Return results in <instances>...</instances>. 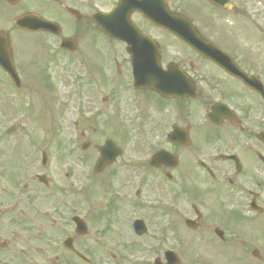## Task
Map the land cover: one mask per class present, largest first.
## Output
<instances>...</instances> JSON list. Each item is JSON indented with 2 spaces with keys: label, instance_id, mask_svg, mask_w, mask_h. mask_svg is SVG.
Wrapping results in <instances>:
<instances>
[{
  "label": "flooded vegetation",
  "instance_id": "af4514ba",
  "mask_svg": "<svg viewBox=\"0 0 264 264\" xmlns=\"http://www.w3.org/2000/svg\"><path fill=\"white\" fill-rule=\"evenodd\" d=\"M106 1L107 6L101 0H0V18L7 25V30L0 27V35L8 41L18 78L12 84L0 69V83L24 98L33 92L38 79L76 84L78 115L72 128L88 142L96 128L86 124L80 130L83 113L99 119L109 103H118L124 113L142 110L144 146L152 152L162 151L169 161L170 157L177 160L173 169L164 165L155 169L160 180L187 179L182 184L186 181L183 188L190 190L194 201V230L207 229L222 243H234L232 254L247 264H252L251 258L264 264V238L257 233L264 229V143L260 137L264 133V99L234 76V69H240L264 85V0H216L217 4L210 0H150L157 8L164 6L172 15L189 19L200 38L208 42L211 55L220 51L230 57L223 59L232 73L145 20L137 9L143 11L149 0ZM112 10L150 36L153 47L136 42L133 44L140 50L131 51L132 43L106 37L94 16ZM30 14L56 22L59 33L27 31L15 25L16 19ZM144 23L160 32L165 43ZM12 33L24 43L30 37L35 40L37 34L53 41L39 46L35 42V50L18 52L26 56L22 62L12 46ZM102 37L107 41L101 42ZM62 38H69L63 46ZM132 59L144 65V79L149 65L155 64L163 72L175 69L173 76L187 83L193 93L164 97L133 87ZM102 88L107 89L106 94L101 93ZM38 105L44 106L43 102ZM59 106L66 109L62 103ZM223 155L233 158L224 160ZM60 162V168L53 170L52 157L0 159V264H31L36 256L40 262L35 264H68L70 252L76 258L74 251L82 253L74 242L84 235L75 233L71 216L83 217L87 189L82 183L72 186L68 180V157H56V163ZM194 163L203 168L196 169ZM198 179L204 183L202 189L195 185ZM70 247L75 248L73 252Z\"/></svg>",
  "mask_w": 264,
  "mask_h": 264
},
{
  "label": "rangeland",
  "instance_id": "374dc122",
  "mask_svg": "<svg viewBox=\"0 0 264 264\" xmlns=\"http://www.w3.org/2000/svg\"><path fill=\"white\" fill-rule=\"evenodd\" d=\"M106 2L101 0L102 4L105 3L103 6H107ZM0 26L7 27L4 18L0 19ZM144 27L165 43L160 32L146 23ZM103 38L101 42L107 41ZM51 41L53 40L48 36L37 34L35 40L30 37L24 43L19 38H14L12 33V46L22 62L26 61V56L18 52L35 50V42L39 46ZM16 43H20V46L16 47ZM41 80H36L33 92L27 98H22L28 104L32 99L35 106L30 114L16 107V98L12 95L11 89L0 83V159L41 157V153L44 152L46 157H52L51 168L56 170L61 165V162L56 163V157H68V180L72 186L82 183L87 189L83 217L91 212L85 219L83 218L88 232L83 237H76L74 242V247L81 249L89 260L82 262L70 252L68 264H133L132 260L143 261V256L144 264H152L153 258L160 256L163 249L172 247L180 258V264H247L242 261L243 259L232 254L234 243H222L213 235V232L207 229L199 228L191 231L177 216L168 219V226L161 223L162 216L158 213L160 207L153 204L158 196L166 201L168 192L162 185L153 181L152 176L156 177L157 173L154 171L150 173V177L142 176L133 172L127 165V163L130 165L127 160L131 157H144V138L138 137V134L144 136L142 110L128 109L127 113H124L119 105H116L118 103L114 106L109 103L104 105L99 119L88 112L83 113L80 120L83 125L80 126V130L84 129L86 124H91L96 128V133L87 137L90 146L82 151L79 145L83 140L72 128V122L78 115L75 113L77 112L75 109H78L79 96L76 95L78 87L74 83L66 85V81L63 80L58 84L54 78L49 83ZM101 90L102 94L107 93L106 88ZM41 102L44 104L42 109H47L45 113H40L41 107L38 104ZM59 103L65 105L66 109L60 108ZM10 124H14L17 127L16 130L12 134L5 133L4 128ZM106 138H112L122 148V155L118 159L122 165L117 164L102 173H96L92 168L97 157L96 145ZM181 168H177V171ZM261 177L263 178V175ZM195 182L196 184L193 183L200 189L204 187L200 179ZM183 186H181L182 191ZM137 188L140 193L135 198L134 191ZM122 201L124 206L120 207ZM144 201H149V205L145 206ZM177 201L181 202V199ZM119 215L120 220L116 219ZM127 216L143 218L147 222L146 234L137 238L131 230L128 231ZM161 229H165L162 239L159 233ZM171 230L175 232L173 239L169 236ZM260 231L257 233L262 240L264 229ZM129 236H132L134 241L141 238L142 241L130 248L127 245L130 243ZM117 239H121L119 241L121 246L115 248ZM142 245H144L143 249ZM112 254L114 257L111 256ZM250 260L252 264H256L254 259ZM36 262H40L38 256L32 260L31 264Z\"/></svg>",
  "mask_w": 264,
  "mask_h": 264
},
{
  "label": "water",
  "instance_id": "95a60500",
  "mask_svg": "<svg viewBox=\"0 0 264 264\" xmlns=\"http://www.w3.org/2000/svg\"><path fill=\"white\" fill-rule=\"evenodd\" d=\"M163 7L164 6H161L162 9H164ZM144 9L145 10L141 11V12L143 13L144 17H146L153 24H156V25H158L164 29H167L168 31H171V33H173V34L180 36L181 40H183L184 42H187V43L192 44V45L194 44V42H196L193 39L186 38L185 34L189 33V32L178 33L176 31H172L173 29H176V28L174 26H172L171 23H168L167 19L169 16L166 13H164V15H162V16H159L158 10H155L151 6H146V7H144ZM161 18H165L166 21H163ZM28 19L29 18L20 19L21 22L19 23V25L25 26V24H27L26 25L27 28L35 29V30H37V29L52 30V28L55 27V26H53L54 24H52L50 22L49 23L45 22L43 19H41L39 17L38 18L33 17V25H32L31 21H28ZM97 19H99V17H97ZM24 21H25V24L23 23ZM29 22H31V23H29ZM112 25H113V28L111 25L102 24V22H101L102 30L104 32L108 33L109 35L115 37V38H118L121 40H126V41L144 42V35L140 34L136 30H133L130 26H128V24L124 23V25L126 26L125 29L130 31V32L122 31L121 28L116 27L113 22H112ZM117 29H119V30H117ZM201 44L204 46L203 43H201ZM194 46H195V44H194ZM4 47L6 48L5 45H4ZM0 64L3 66V68L10 69L9 65H7V63H6L5 58L0 57ZM172 70H175V69L169 68L170 72ZM173 74H175V73H171L168 75L165 73H162L159 69L156 68V65H153V68H151V71L146 72V76L147 77L154 76L155 79L149 80L150 79L149 78L148 81H144V69L139 70V71H137V75H138L137 76V82H138L137 86H144V87L153 89V90L157 91L158 93H161L162 89L163 88L166 89L168 84H170V86L166 89V92L180 93V88H179L180 85L178 83V80L173 76ZM250 83H251V81H250ZM260 87H261V85H259L258 83L256 86H254V88H256L257 90H259ZM119 153H120V150L118 149V147L115 144H113L110 141L106 142L104 144V146H102L100 148V159L98 160V162L96 164V168L97 169L101 168L106 162L111 161ZM139 223H141V222L137 221V223L135 225L137 226V228L141 226V229H143L142 223H141V225ZM78 225H79V223H78ZM156 261H157V259H156Z\"/></svg>",
  "mask_w": 264,
  "mask_h": 264
}]
</instances>
